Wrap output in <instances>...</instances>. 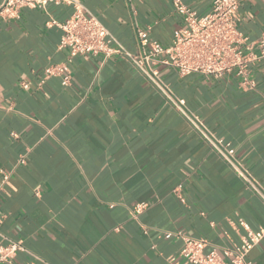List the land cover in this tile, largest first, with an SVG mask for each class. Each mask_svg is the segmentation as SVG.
<instances>
[{
  "label": "crops",
  "instance_id": "1",
  "mask_svg": "<svg viewBox=\"0 0 264 264\" xmlns=\"http://www.w3.org/2000/svg\"><path fill=\"white\" fill-rule=\"evenodd\" d=\"M79 2L131 53L137 28L167 45L181 24L173 0ZM181 2L198 15L212 4ZM72 10L50 3L0 23V245L22 242L12 264H169L181 260L178 233L220 251L240 242L239 219L264 229V59L248 89L233 74L157 65L161 90L123 56L69 59L48 22ZM238 13L239 31L257 40L264 0ZM61 63L68 85L47 73ZM168 95L185 99V114ZM246 259L264 264V235Z\"/></svg>",
  "mask_w": 264,
  "mask_h": 264
},
{
  "label": "built area",
  "instance_id": "2",
  "mask_svg": "<svg viewBox=\"0 0 264 264\" xmlns=\"http://www.w3.org/2000/svg\"><path fill=\"white\" fill-rule=\"evenodd\" d=\"M244 0H212L210 9L198 15L181 0H173L176 11L181 16V24L173 31L171 42L163 45L149 36V28H137L136 38L140 52L131 53L118 44L104 25L79 0H2L0 2V23L17 17L23 8L45 9L50 3H65L73 10L64 21L50 19L49 26L61 30L58 44L60 50H66L71 59L76 55L85 56L116 54L128 59L130 64L140 71L158 89L163 90L158 79L157 65H165L177 70L181 76L201 74L206 77L220 78L233 74L238 78V85L243 89L255 85L252 67L264 59V27L257 40L248 42L238 29L239 5ZM112 46V44H114ZM48 74L59 75L63 84L68 85L70 76L65 63L47 68ZM25 87V84H23ZM168 100L183 114L184 98ZM189 118V117H188ZM190 119V118H189ZM190 121L193 123L194 120ZM204 134V133H203ZM212 148L220 151L221 140H214L205 135ZM19 163H25L23 158ZM4 183L9 172L1 170ZM250 185L253 183L249 181ZM180 201L183 196L177 194ZM145 204H137L134 213L143 210ZM1 219V218H0ZM231 223V221H229ZM238 226L243 228L240 242L231 247L206 251L207 241L178 233L183 241L179 252L180 261L169 256V264H250L247 253L258 244L264 229H252L242 219ZM22 250L21 241H7L0 245V263L12 264V257Z\"/></svg>",
  "mask_w": 264,
  "mask_h": 264
}]
</instances>
